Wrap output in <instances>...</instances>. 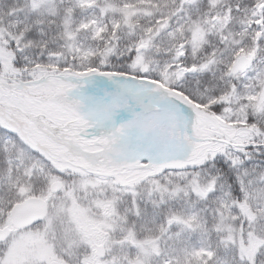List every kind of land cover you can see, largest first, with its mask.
Wrapping results in <instances>:
<instances>
[{"label":"snow or ice","instance_id":"snow-or-ice-1","mask_svg":"<svg viewBox=\"0 0 264 264\" xmlns=\"http://www.w3.org/2000/svg\"><path fill=\"white\" fill-rule=\"evenodd\" d=\"M0 264H264V0H0Z\"/></svg>","mask_w":264,"mask_h":264}]
</instances>
